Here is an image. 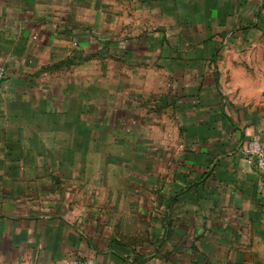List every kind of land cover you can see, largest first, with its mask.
Listing matches in <instances>:
<instances>
[{
    "label": "crops",
    "instance_id": "0c3cea01",
    "mask_svg": "<svg viewBox=\"0 0 264 264\" xmlns=\"http://www.w3.org/2000/svg\"><path fill=\"white\" fill-rule=\"evenodd\" d=\"M0 264H264V0H0Z\"/></svg>",
    "mask_w": 264,
    "mask_h": 264
},
{
    "label": "built area",
    "instance_id": "2783aa9c",
    "mask_svg": "<svg viewBox=\"0 0 264 264\" xmlns=\"http://www.w3.org/2000/svg\"><path fill=\"white\" fill-rule=\"evenodd\" d=\"M6 77V70L3 66L0 65V83ZM246 160L259 172V174L263 178L264 183V144L261 143L257 139L251 140L244 151ZM62 264H96L94 259L92 258H85V259H78V258H70L64 261Z\"/></svg>",
    "mask_w": 264,
    "mask_h": 264
}]
</instances>
